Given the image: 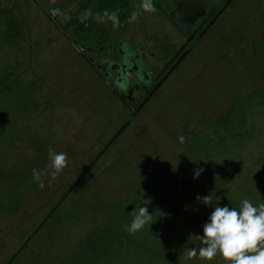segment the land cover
<instances>
[{
    "label": "rangeland",
    "instance_id": "rangeland-1",
    "mask_svg": "<svg viewBox=\"0 0 264 264\" xmlns=\"http://www.w3.org/2000/svg\"><path fill=\"white\" fill-rule=\"evenodd\" d=\"M83 1L90 0H0L22 26V34L9 42L0 16V78L7 72V94L0 100V154L5 145L13 147L16 139L19 144L14 153L24 151L28 132L54 139L45 184L40 182L39 192L24 198L18 215L0 223V264H71L78 242L92 228L104 226L106 207L126 199L127 188L158 164L177 168L178 154L184 156L192 142L183 129L210 132L209 121L245 96L251 77L259 76L264 65L254 61L252 50V44L264 38V0H233L101 153L131 110L53 21L55 14L56 22L64 26ZM144 10L150 12L143 17L131 4L126 26L112 30L104 50L108 55L114 50L113 59L118 47L124 55L134 50L147 57L153 54V65L142 66L137 59L136 63L154 75L167 62L164 48L177 50L185 36L165 13L153 6ZM31 81L40 86L32 114L33 107L27 108L32 102L24 95ZM26 111L29 117L24 119ZM251 111L258 138L248 145H258L259 152L264 146V103H253ZM245 162L239 161L237 170L221 162L223 167L218 164L215 174L235 177L245 170ZM190 169V162L184 161L177 175L167 181L189 193L194 184L188 180ZM11 185L23 190L27 184ZM210 191L204 190L207 200ZM241 230L248 242L244 226ZM182 231L186 235L187 230ZM171 242L173 250L181 251L180 261L174 264H264V253L258 249L233 252V242L208 238L197 229L186 239L181 236L177 242L173 237Z\"/></svg>",
    "mask_w": 264,
    "mask_h": 264
},
{
    "label": "trees",
    "instance_id": "trees-1",
    "mask_svg": "<svg viewBox=\"0 0 264 264\" xmlns=\"http://www.w3.org/2000/svg\"><path fill=\"white\" fill-rule=\"evenodd\" d=\"M90 1L80 2L64 26L56 22L55 14L53 21L76 47L79 43L97 50L101 45L106 46L112 30L126 26L131 3L96 0L91 4ZM0 16L4 18L7 41L14 42L22 34L20 21L11 8L1 4ZM252 50L254 61L264 62V38L254 42ZM4 74L0 78V100L7 94V72ZM251 78L245 96L233 100L225 113L209 121L210 132L183 129L191 135L192 142L184 156L178 154L177 168L158 164L149 175L140 176L139 181L127 188L126 199L106 207L104 226L92 228L78 242L71 264H174L180 261L181 251L173 250L171 240L175 237L178 242L181 236L184 240L194 229L208 238L222 237L233 242V252L246 249L250 253L252 248L264 253V146L257 152L258 145H248L251 139L258 138L251 108L253 103H264V65L259 76ZM16 85H20L19 80ZM28 89L24 95L32 102L27 106L29 111L33 107L32 114L40 86L31 81ZM23 117H29L27 111ZM34 133L28 132L29 144L23 148L30 150L28 154L14 153L19 144L16 138V144L12 143L11 148L5 145L4 153L0 154V223L18 215L24 198L38 193L39 183L50 174L49 153L54 139L47 140L46 136ZM241 160L248 162L244 163L243 172L235 177H228L227 173L216 176L218 164L223 167L221 162H229L237 170ZM184 161L191 164L188 180L194 182L189 193L167 181L177 175ZM14 182L17 187L26 182V188L16 190L11 185ZM204 190H212L210 199H205ZM190 202L197 206H188ZM240 226H244L248 242L244 241ZM183 229L187 230L186 235Z\"/></svg>",
    "mask_w": 264,
    "mask_h": 264
},
{
    "label": "flooded vegetation",
    "instance_id": "flooded-vegetation-1",
    "mask_svg": "<svg viewBox=\"0 0 264 264\" xmlns=\"http://www.w3.org/2000/svg\"><path fill=\"white\" fill-rule=\"evenodd\" d=\"M204 1L205 0H199L196 5H191L190 9L184 6L183 8L189 15V17H187L185 13H182L181 9L177 8L174 0H129L131 4L135 5L139 9L140 13L143 14V17L144 14L146 15L148 12H150V10L148 12H144V8L149 9L152 6L160 13H165L170 22L185 36V42H183L177 50L173 47L168 50L164 48V50L167 51L169 55L167 62L163 66L157 67L154 75H152V71L148 70L147 68H145L146 71L142 69V66H144V64L148 66L153 65V54L147 57L144 52L140 51V53H137L134 50L132 54L128 53L124 55L121 47H118L116 55L117 58H119L113 59L112 55L114 50L111 54L108 55L105 53V47L102 45L99 46L96 50L89 45L78 43V47H76L73 43H71V41L69 42L76 48L77 51L80 52L82 57L97 72L100 78L107 84L109 89L124 102V104L131 110L132 113L133 110L139 107L140 104L148 96V94H150L151 91L159 84V82L171 69V66L177 61V58L181 56L183 52L190 48L197 36H199V34L205 29L210 20L222 8L227 0H212V4L210 5V7L201 10L200 3ZM209 27L205 30L204 33H206ZM202 35L199 37V39L202 37ZM198 40L194 43L193 47L198 42ZM127 43L129 47H132L130 42ZM166 46H168V44ZM192 48L190 49V51L192 50ZM136 59L142 62V66H139L138 63H136ZM128 70L130 72L127 77V83L125 84L124 74ZM139 71H141L142 73H140ZM99 73H101L104 78ZM154 93L155 92H153L151 96ZM146 101L142 104V107L144 106Z\"/></svg>",
    "mask_w": 264,
    "mask_h": 264
},
{
    "label": "water",
    "instance_id": "water-1",
    "mask_svg": "<svg viewBox=\"0 0 264 264\" xmlns=\"http://www.w3.org/2000/svg\"><path fill=\"white\" fill-rule=\"evenodd\" d=\"M199 0H174V3L177 5V8L181 9L182 13H185V15L187 17H189V15L187 14V11L183 8L188 7L190 9L191 5H196L198 3ZM231 0H227L225 2V4L222 6V8L215 14V16L210 20V22L208 23V25L205 27V29L199 34V36H197V38L194 40L193 44L190 46V48L188 50H186L185 52H183L181 54V56L179 57V59L174 63V66L169 70V72L163 77V79L159 82V84L151 91L150 94H148V96L145 98V100L140 104L139 107H137L135 110H133V112L130 114V116L126 119V121L122 124V126L117 130V132L114 133V135L111 137V139L107 142V144L105 145V147L103 148V150L101 151V153L115 140V138L128 126V124L131 122V120L135 117V115L137 114V112L139 111V109L142 107V104L151 96V94L153 92L156 91V89L159 87V85L162 83V81L169 75V73L173 70V68L189 53L190 49L193 47L194 43L199 39V37L205 32V30L216 20V18L219 16V14L226 8V6L228 5V3ZM212 0H205L204 2L200 3V9L204 10L207 7H210V5ZM192 21V20H191ZM123 45V42L120 43V45ZM139 68V67H138ZM139 70V69H138ZM129 70L124 74L125 75V79H124V83H127V77L129 74ZM101 76L102 74L99 73ZM104 78V76H102ZM115 84V83H114ZM99 153L98 156L101 154ZM97 156V158H98ZM96 158V159H97ZM94 162V161H93ZM93 162L88 166L91 167V165L93 164Z\"/></svg>",
    "mask_w": 264,
    "mask_h": 264
}]
</instances>
